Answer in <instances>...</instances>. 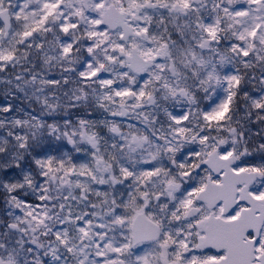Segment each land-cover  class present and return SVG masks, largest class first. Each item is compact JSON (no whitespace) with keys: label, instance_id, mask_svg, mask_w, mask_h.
Returning <instances> with one entry per match:
<instances>
[{"label":"snow or ice","instance_id":"obj_1","mask_svg":"<svg viewBox=\"0 0 264 264\" xmlns=\"http://www.w3.org/2000/svg\"><path fill=\"white\" fill-rule=\"evenodd\" d=\"M0 264H264V0H0Z\"/></svg>","mask_w":264,"mask_h":264}]
</instances>
